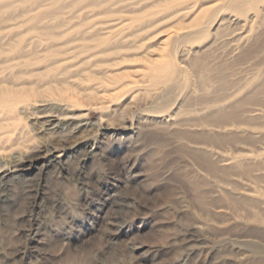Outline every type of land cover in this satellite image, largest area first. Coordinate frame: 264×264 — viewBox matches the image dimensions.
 <instances>
[{
	"label": "rangeland",
	"instance_id": "rangeland-1",
	"mask_svg": "<svg viewBox=\"0 0 264 264\" xmlns=\"http://www.w3.org/2000/svg\"><path fill=\"white\" fill-rule=\"evenodd\" d=\"M20 1L0 0V43L45 24L69 34L49 47L27 35L0 54V66L18 65L7 79L34 82L43 66L25 60L50 48L51 62L73 61L71 72L27 87L51 82L78 101L38 99L50 103L19 110L0 135V264H264V0ZM194 5L225 24L217 40L174 39L178 63L183 48L193 52L188 72L143 83L142 57L187 26ZM135 17L136 32L111 31ZM108 46L115 51L101 55ZM110 70L125 79L104 98L78 84ZM159 108L172 124L155 118Z\"/></svg>",
	"mask_w": 264,
	"mask_h": 264
},
{
	"label": "bare ground",
	"instance_id": "bare-ground-1",
	"mask_svg": "<svg viewBox=\"0 0 264 264\" xmlns=\"http://www.w3.org/2000/svg\"><path fill=\"white\" fill-rule=\"evenodd\" d=\"M54 1L55 0H51V3L52 2L54 3ZM247 1L248 0H245V3L243 4L244 6H245V4H247ZM32 2H34V1L33 0H21L17 5H20V4H23V5L27 4L28 5V4H30L29 6L31 8V5L33 6ZM80 2H82V1H80ZM241 2H244V0H240V2H238V3H241ZM51 3H49L48 5H50ZM255 4L256 3H254V6L252 5L253 6L252 8L255 7ZM17 5H15V6H17ZM250 6H251V2H250ZM256 6H258V5H256ZM195 7H196V5L190 7V9L193 10L192 13L189 14V12H185L184 17H192L193 16V18L190 19V23L187 26H184L182 28L180 27V28L176 29L173 33H167L166 38L163 39L161 42H158V44L162 46L161 49L159 47H157V49H158L157 51L158 52H156L154 54L151 53L149 55L146 53L147 54V55L145 54L146 56L143 55L144 57H142V59H141L142 64L140 65L141 73L139 74V76H140V78H141L143 83H144V81L148 80L151 85L156 86V87L157 86H161V85H165V83L168 80H170L172 77L174 79V76H175L174 73H176V71H174V70L176 69V67L181 69L182 70L181 72H184V71L188 72V70H185V64H186L185 62L188 59H190V56H192L193 52H191V50H189V49L183 48V50L181 51L182 55L181 54L180 55H181V57H184V59H183L184 63L183 62H179L178 63L176 58H177V55H178L179 51H178V49H175L177 47H174V49H173L172 46L170 45L171 42L173 43L174 39H175L174 43L179 42L180 41L179 40L180 36L185 35V36H182L184 39H187V41H188V43H185V45L186 44L189 45V43H190V45H192L193 43H196V46L197 45L198 46H200V45L204 46L206 43H209L212 40H215L214 38L219 34L220 30L224 29L223 26H225V24L223 22L221 23V21H218V20L215 21L214 19H213L214 21L213 20H211V21L208 20L209 17L211 16L209 14V11H208L209 9H204V10H201L199 12H196L197 9L194 10ZM241 7H242V5H241ZM246 7H248V5ZM30 8H28L29 11L31 10ZM233 8L237 9L236 7H233ZM255 9H258V8L256 7V8H254V10ZM250 10H253V9H250ZM148 13H147V15H150V16L154 15L152 12L149 13V14ZM257 14H258L257 12H254L253 19L250 21L251 24H249V26H248V31L249 32L252 31L253 25L256 23L257 17L259 15V14L258 15ZM46 17H44V18H46ZM31 19L33 21L35 20V22H40L41 20H43L41 18L37 19L36 17H32ZM141 20H143V18H139V17H135V18H131V19L126 18V19L122 20L121 22L117 23L116 25H113V27H115V28L113 30H111V31L112 32L114 31V32L123 33V32H125L127 30H132L133 29L132 28L133 24L135 22H139ZM142 23H144V22H142ZM107 29H110V28H107ZM136 31L137 30H135L133 32H136ZM112 32L102 33L101 37H103V35H104L105 36L104 38L108 40L107 35L112 34ZM24 34L25 35L21 34V36L17 39V42L15 41V42L12 43L11 42V41H13L12 38H10L5 43L1 41V43H0V54L2 55V53L11 52L13 50V48H18L19 46H21L23 41L25 40V37H27V35H31L32 36V39H33L34 43H39V44H42V45L44 44V45H46V47H49L48 45H49V43L51 42V40L54 37H56L58 39H62V38H64L66 36V34H69V32L68 33L60 32L58 34L57 33H53V29H50L47 26V24H45L44 26H40V27L32 26L29 29H27V31H25ZM99 36L95 34L92 38L96 39V38H99ZM104 38H101L99 40L97 39L98 41L96 40L97 42H99L98 46L99 45L102 46V44L103 45L105 44V42H104L105 39ZM216 40H217V38H216ZM174 43H173V45H174ZM210 45H211V43H210ZM4 46H7L8 48H6V47L4 48ZM125 46H126V44H125ZM125 46H123V47H125ZM127 46H129V45H127ZM131 46L135 48L136 45L132 44ZM131 46L127 47V48L130 49ZM123 47H122V49H123ZM119 48L120 47H117L116 50H119ZM197 48H199V47H197ZM21 49L23 50L24 48L22 47ZM49 49H46L45 54H43V56L41 58L40 57H36V58L28 57L25 60V65H24L25 67H32V66H36L37 67L38 66L37 67L38 69H34L35 71L39 70L40 66L41 67L43 66L41 72L35 73L34 70L29 72V73H31V75L33 74L32 72L35 73L34 77H36V80L34 82H36V83H34V82H26L25 83V81L23 83H16L15 81L13 82V81L7 79V78H9L8 76H10L12 74V69L14 67L18 66V65L16 63L13 64L12 61L10 63L8 60H5L1 64V66H0V135H9V133L11 132L10 129H14L15 126L19 124V122H20V119L18 117V111L19 110H23V111L31 110V109L34 108L35 105H38L37 104L38 102L39 103H43L44 102V103H47V104L50 103V102H48V100L39 101L38 99L50 98V100H51V98H52L53 100H58L59 99L60 100L59 102H63L64 98L67 97L66 95L69 92L68 91L69 88H67V87H59V88H55L54 87V88H52L53 85L51 84V82H45L44 83V85L49 84V85H47V86H49L47 88H39L40 86H37V88L27 87V86H30L32 84H34L36 86L37 83H39V82L41 83V81H44L45 79L50 77V75L52 77L57 78L58 81H60L59 79H61V77L64 76L65 73L71 72L70 70L72 68L70 70L68 68L71 67V64H72L73 61H69L68 58H62L61 60H58V61H55V62H51L49 60V57H50V53H51L52 49L51 50H49ZM203 49H205V48H203ZM111 50L112 49H110L109 46H108V48L105 47V49H102V51H100V53H101V55H105V54H108V53H111V52L115 51V50H112V51ZM81 52H83V51L81 50ZM78 55H80V54H78ZM120 60H121V58H120ZM60 62H62V63H60ZM103 62L104 61H100V63H103ZM174 63H176V65ZM120 64H121L120 61L119 62L116 61V63L113 62L111 67L112 66L113 67L114 66L117 67ZM20 68H22V67H20ZM113 72H115V71L114 70H110V72L105 71L104 73H101L102 74V77L100 76L101 78H99V77L96 78V77H93V76H90V75L79 76V80L78 81H80V82L78 84L81 85V86H85V88H87V89H88L89 86H92V85H94V87L96 86L95 89L93 87L92 88L94 90L97 89V91H96L97 93H99V91L102 92L103 93L102 97L104 98V97H106L105 94H107L110 91H112L113 88L120 87V85L122 84V81L125 79V74L118 75L116 73L113 74ZM20 74H27V72L26 73H20ZM177 74H179V72H177ZM15 77L18 78L17 76H15ZM53 82H55V81H53ZM169 82H171V81H169ZM50 85H52V86H50ZM142 87L143 86H139L136 89L139 91V90L142 89ZM122 88H123V86H122ZM122 88H121V90H122ZM124 92H126V91L124 90L123 93ZM74 95L75 94H72V95L69 94L67 99H66V101L70 102L72 104H76V101H78V100H76L74 98ZM121 95H122L121 92L115 93V96L117 97L116 99L118 100L121 97ZM112 96H113V94H112ZM172 105H174V103ZM164 107L165 106H163L162 108H164ZM169 107L171 108V106L167 107L168 110H169ZM160 109L161 108H159V111L157 110V112L156 111L154 112V113H156L155 114L156 115L155 118L157 120L164 121L166 124H172L173 118L169 114H165V116L167 118L163 119V115L162 114L164 112H167V109L165 111L164 110L162 111ZM123 128L127 129V126H125ZM54 147H55V145H54ZM55 148H57V147H55ZM13 167L11 166V168H13ZM5 171L8 172V170H4V172ZM2 173L3 172L0 171V175ZM3 176L4 175L0 176V178L3 177Z\"/></svg>",
	"mask_w": 264,
	"mask_h": 264
}]
</instances>
